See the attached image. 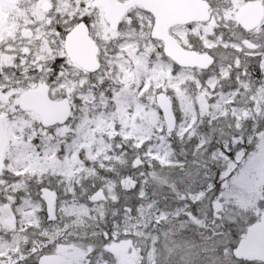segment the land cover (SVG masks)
Returning <instances> with one entry per match:
<instances>
[{
  "label": "snow or ice",
  "instance_id": "snow-or-ice-1",
  "mask_svg": "<svg viewBox=\"0 0 264 264\" xmlns=\"http://www.w3.org/2000/svg\"><path fill=\"white\" fill-rule=\"evenodd\" d=\"M255 176L264 0H0V264H264Z\"/></svg>",
  "mask_w": 264,
  "mask_h": 264
},
{
  "label": "rangeland",
  "instance_id": "rangeland-1",
  "mask_svg": "<svg viewBox=\"0 0 264 264\" xmlns=\"http://www.w3.org/2000/svg\"><path fill=\"white\" fill-rule=\"evenodd\" d=\"M253 145H254V146H253L252 148H250L248 151L244 150L245 155L243 156L242 161H241L240 159H236V157L234 156L233 161L235 162V165H236V166H237V164H238L239 162H242V164H243V166H240V169L238 170V172H237L234 176H236V175H237V174L243 169V167H244V162H246L247 159H248V157H249L253 152L256 151V148H255L256 145H255V143H254ZM235 168H236V167H235ZM212 176H213V178L215 177V171H213ZM252 180H253V185L255 186V192H254V193H246V194H247V195H258V194L260 193V187H264V185H258V183H257V182L259 181V177H258V176L253 177ZM192 190H193V191L196 190L195 186L193 187ZM248 216H249V215L244 216V217H243L239 222H237L236 224H237L240 228H243V222H242V221L249 220V219H248Z\"/></svg>",
  "mask_w": 264,
  "mask_h": 264
},
{
  "label": "trees",
  "instance_id": "trees-1",
  "mask_svg": "<svg viewBox=\"0 0 264 264\" xmlns=\"http://www.w3.org/2000/svg\"><path fill=\"white\" fill-rule=\"evenodd\" d=\"M219 171H220V169H217L215 171V175H218ZM216 186H217V193H219L220 191L223 190V184H221V182L216 183ZM177 205H179V203L174 204L173 207H176ZM204 210L205 209H200V211H204ZM250 214H251V216H250ZM248 215L250 216V217L248 216L249 219H251L253 216L252 213H249ZM243 232H244V228H240L238 225L234 224V226L232 228H230L228 230V232L226 233L224 243L226 245H229V244L235 245V243L238 241V239L240 238V236Z\"/></svg>",
  "mask_w": 264,
  "mask_h": 264
},
{
  "label": "flooded vegetation",
  "instance_id": "flooded-vegetation-1",
  "mask_svg": "<svg viewBox=\"0 0 264 264\" xmlns=\"http://www.w3.org/2000/svg\"><path fill=\"white\" fill-rule=\"evenodd\" d=\"M254 143H252V144H248V143H245V145H244V148H243V151L244 150H246V151H248L250 148H252L254 145H253ZM256 148V147H255ZM240 164V163H239ZM239 164L237 165V167L239 166ZM261 192H264V187H260V193ZM254 222V221H253Z\"/></svg>",
  "mask_w": 264,
  "mask_h": 264
}]
</instances>
